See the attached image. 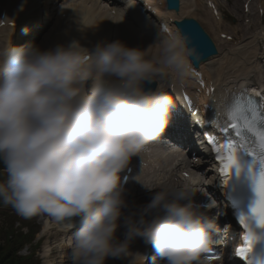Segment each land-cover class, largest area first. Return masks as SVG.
<instances>
[{
    "label": "clouds",
    "instance_id": "clouds-1",
    "mask_svg": "<svg viewBox=\"0 0 264 264\" xmlns=\"http://www.w3.org/2000/svg\"><path fill=\"white\" fill-rule=\"evenodd\" d=\"M192 39L160 28L147 48L120 39L92 51L76 39L47 49L0 46V203L24 217L45 214L66 230V219L79 216L74 264H105L110 256L142 264L130 249L137 238L165 264H201L216 244L215 219L192 203L201 192L195 185L137 180L152 195L133 205L121 178L168 126L174 100L163 83L194 71L202 52Z\"/></svg>",
    "mask_w": 264,
    "mask_h": 264
},
{
    "label": "snow or ice",
    "instance_id": "snow-or-ice-1",
    "mask_svg": "<svg viewBox=\"0 0 264 264\" xmlns=\"http://www.w3.org/2000/svg\"><path fill=\"white\" fill-rule=\"evenodd\" d=\"M207 107V106H206ZM234 138L217 145L209 137L219 161L224 185L241 186L244 208L238 214L244 230L236 256L246 264H264V94H234L226 105ZM186 175V174H185Z\"/></svg>",
    "mask_w": 264,
    "mask_h": 264
},
{
    "label": "bare ground",
    "instance_id": "bare-ground-1",
    "mask_svg": "<svg viewBox=\"0 0 264 264\" xmlns=\"http://www.w3.org/2000/svg\"><path fill=\"white\" fill-rule=\"evenodd\" d=\"M131 1L132 2H135V0H131ZM80 2H81L80 4L84 5L83 6L84 8H86V9H88V10H90L92 12V14L90 16L91 18L92 17H95L96 18V17L100 16L101 21L103 19L109 20L108 21L109 22L108 24H110L112 26V28H114V32H115L116 26H118L117 32L114 33V36H113L114 37V40L120 39L123 42H125L128 46H131V47H137L138 46V47H141V48H147L149 45H151L152 43L155 42V38L156 37L153 38V39H151V38H149L147 36V33L151 29H155L156 32H157V26H155L149 19H147V17L145 16V14H141L140 13V16L141 17H138L134 21V20H131V19L124 18L126 16L124 13H120L118 15L111 16V15H109V13H108L107 10L99 8L98 5H95L92 8V7H87L86 4L83 3V1H80ZM149 3H153L155 5V7H156L155 13L153 15H151V19H153L154 21L155 20L157 21L159 19L160 21H162L165 24V27L167 29H169L171 31H174V32L177 31L176 27L174 26V24H172V22L175 21V19H176V21H178L180 18H182L184 16V14H186V13H183L182 11L187 7L188 2H186L184 0H181V6L179 7L178 11H171L169 9L167 10L164 7V0H149V1H147V4H149ZM0 4H1V6H0V18L4 17L6 15V16H8V17L5 18V21H6L5 24L6 25H8V23L9 24L10 23H15L13 27L5 26L4 27L5 28V31H2L4 29H0V31L4 32V34H5V38H4V40H3L2 44H1V46H2V45H6L9 39L13 40V39L18 38L17 40H21V35H20V32L17 30V28L20 27V25L24 21V15L28 11H30L32 9V5H30V2L28 0H0ZM28 4H29V6H28ZM201 5L202 4H200L199 8L201 7ZM263 5H264V3H263ZM75 6L77 7V5H75ZM75 6L73 8H74L75 13H77L78 10L75 9L76 8ZM189 6H191V5H189ZM86 9H85V12H87ZM81 10H83V9H81ZM205 11H206L208 17L206 16V13L203 12L202 15H203L204 20L206 21V23L209 25V27L211 29H212V26H213L214 31L219 34L220 33V31H218V28L219 27H218L217 23L214 22V20L211 18V14H210L211 12L209 13V11L207 9H205ZM44 12H45V17H48L49 16V10L47 8H44ZM251 12L254 14L253 8H251ZM65 13H66V10H62L61 14H65ZM87 13H89V12H87ZM101 16L104 17V18H101ZM215 17H218V18L221 17L219 11H218L217 14L213 15V18H215ZM87 18L83 22L84 23V26L86 24V28L88 27L87 30L83 31L84 29L82 27H80L82 29V32H83V37H80L79 34H81V32L79 30H77V31H79V34H77L78 35L77 36L75 34L77 32H74V30L71 29L69 31L68 36L63 40L62 43H68L71 40H73L74 38H77L76 40H78L81 43V45H84V47H86L90 51L94 50L95 46L98 44V42H97L98 39H100V40L102 39L103 40L102 43H106V42L108 43L109 42V40H108V36H109L108 28L104 26L105 31L103 30V32H101L99 30V28L102 25H104V23L105 24L107 23V22H105L107 20H105V21L103 20V24L102 23L99 24V25L97 24L96 27H94V28H97V26L99 27L98 30L101 32V34H99V33H97L98 30H96V32L94 30L91 31L92 24H94V23L96 24L97 21H94L91 24V26H89V25L87 26V23L89 21L91 23V20L89 19V16L88 15H87ZM75 21H76V23L80 22V20H76V19H75ZM83 23H82L81 26H83ZM40 26H43V25L42 24H39L33 30H37V28L39 29ZM107 26H109V25H107ZM89 27L91 29H89ZM211 29H210V31L213 32V29L212 30ZM94 32L97 33L98 35H96ZM90 33L95 34V36H93V35L90 36L89 35ZM215 35H216V39H217V34H215ZM122 38H125V39H122ZM111 40H112V36H111ZM220 41H222V40H220ZM250 43H251V46H249V44L242 45L241 48H238V51H234L232 53L233 56H231V57L239 56L240 57V61H241L247 54H252V53H250L249 49L250 48H252V49L255 48V45H254V42L253 41L250 42ZM55 45H57V44L48 45L46 47V49L47 48H50V47H54ZM21 46H28V44L24 42V43L21 44ZM154 50L155 49L153 48L150 51H154ZM229 52H230V50H229ZM224 60H225V57L222 56V55H220L218 53V55H216L214 57H211L207 62L200 63L199 64L200 66L197 69V71H200L203 75H205L207 77H209L208 75H212L211 78L214 79V81L217 78V80H218V87H217L216 93L218 95H221L222 94V91L225 90L228 87V84L229 83H235L233 80L236 77L240 76L241 74H243V76L241 77V82L243 81L242 79H246V76L245 75L248 74V72H249L248 70H251L253 68L251 66V62L248 61V59H247V61H248L247 62V65L248 66H245L243 64L244 66L241 67L242 68L241 69L242 71L239 72L238 74L235 71L236 72L235 73L236 75L233 76V79L230 78L227 81L228 76H225L226 75L225 74V69H226V66L227 65H228L227 67H230V64H229V61L226 60V62H225ZM235 63H237V59H235ZM204 66H212L211 67V71H208ZM213 75H214V77H213ZM223 76H225V78ZM219 77H220V80H219ZM173 78L174 77L171 78L170 76H169V78H166L165 81H164V83H163V88L165 86H168L172 81H174V79L176 80V82L177 81H180V83L182 84L181 90H180V87L179 86H176L175 85V94L173 96L170 93V95L172 96V98L174 100V105L175 106H178V111L177 112H179L184 118H187L186 108L183 106V104L181 102V94L183 92H185V91H187V92L190 93V90L191 89L184 90V86L186 87V82H190L189 81V78H191V77L188 76V77L184 78L183 80H177L176 78H174V79ZM189 85L190 84H188V86ZM216 86H217V84H216ZM156 87H157V85H156ZM171 115L172 116H175L174 114H171ZM154 151L156 152V151H158V149H155ZM167 154H169V153H167ZM55 224H57L58 227H61L62 226V224L58 223L57 221H55ZM46 227H48V226H46ZM46 227L44 228L45 230H46ZM140 242H141V239H135L132 243H135V245L137 246ZM67 244H68V240L66 239L65 242H64V244H63V247H66ZM126 259H129V258L126 257ZM122 260H125V257H122ZM120 264H130V261H125V262H122Z\"/></svg>",
    "mask_w": 264,
    "mask_h": 264
},
{
    "label": "rangeland",
    "instance_id": "rangeland-1",
    "mask_svg": "<svg viewBox=\"0 0 264 264\" xmlns=\"http://www.w3.org/2000/svg\"><path fill=\"white\" fill-rule=\"evenodd\" d=\"M215 1V3L216 4H219L220 5V8H219V10L220 11H222V19H225L226 21H224L223 22V28H222V31H227V33H229L230 35H232V34H234L235 35V33H236V35H238V36H236L235 37V40H239V41H241V42H247V41H249L250 39H251V36L253 35V33L255 32V30H256V28H258V25L260 24V22H261V19H260V15H255V14H253L252 16H253V18L255 19V21L257 22L256 24H257V27L256 28H247V25L245 24H243V21H244V18H245V14L243 13V10H242V4H243V2L245 1V0H214ZM186 2H188V0L186 1ZM249 4H251V3H254V8L258 5V3L259 4H261L262 5V10H263V12H264V5H263V3H264V0H249ZM32 3H33V1H32ZM81 3V2H80ZM71 4V6L72 7H74L75 5H77V7L75 8L76 10H78V12L76 13V14H80L81 16L80 17H78L77 15H75L69 22L71 23V24H73V25H75L74 27H72L71 29H73L74 30V32H77V33H75L76 35L77 34H79V31L81 32V34H79L80 35V37H83V32H82V29L80 28V27H82L84 30L83 31H85V30H87V28H86V24H85V26H84V21H85V19L87 18V15L89 16V19L91 20V23H90V21L87 23V26L89 25V26H91V24L94 22V21H97L96 22V24L94 25V24H92V29L89 27V29H91V31H95L96 32V30H98V26H97V28H94V27H96V25L98 24H103V20L105 21V20H107V19H103L102 21H101V19H100V16H98V17H90L91 16V14H92V12L90 11V10H88V9H86V8H84L83 6L84 5H82V4ZM197 4H198V6L196 7V9H193L194 7H192V9H191V11H189V16H192L194 19H196L198 22H200L202 25H203V28L206 30V32L209 34V36L211 37V38H213V40L215 41L214 43L216 44V43H218L219 44V47H220V50L223 52V50L224 49H226V48H228V47H225V44H223V43H221V42H219V40L218 39H216V35H215V32H212V31H210V27H209V25L206 23V21L204 20V18H203V15H202V13L203 12H205L206 13V11H205V9H204V0H203V2L202 3H200V2H197ZM200 4H202L201 5V9L199 8V6H200ZM189 7H191V6H189V4L187 5V7L182 11L183 13H186L187 11H188V9H189ZM81 9H83V10H81ZM85 9L87 10V12H89V13H87V12H85ZM261 10V9H260ZM203 11V12H202ZM253 12H254V9H253ZM257 12V11H256ZM182 13V14H183ZM86 15V16H85ZM93 16V15H92ZM206 16L208 17V15H207V13H206ZM257 16V17H256ZM101 18H104V17H102L101 16ZM249 18L251 19V15H249ZM262 18H264V17H262ZM75 19L76 20H80V22H78V23H76V21H75ZM88 19V18H87ZM97 19V20H96ZM100 19V20H99ZM109 20H107V21H105V22H107L106 24L104 23V25H102L100 28H99V30L101 31V32H103V30L105 31V28H104V26L105 27H107L108 28V33H109V36H108V40H109V42H111V41H113L114 40V33H116L117 32V29H118V26H116V29H115V32H114V28H112V26L110 25V24H108L109 22H108ZM263 22H264V20H263ZM82 23H83V26H81L82 25ZM116 24V23H115ZM129 24V23H128ZM244 25L245 26V31H244V29L242 28V25ZM107 25H109V26H107ZM130 25V24H129ZM212 25V24H211ZM131 26V25H130ZM262 26L264 27V23L262 24ZM226 27V28H225ZM94 28V29H93ZM210 28V29H209ZM212 29H213V26H212ZM211 29V30H212ZM77 30H79V31H77ZM97 31V33H99V34H101V32L100 31ZM234 31H235V33H234ZM94 32V33H95ZM97 33H95L96 35H98ZM95 34H93V33H90L89 35L91 36V35H93V36H95ZM73 35V34H72ZM88 35V36H89ZM78 36V35H77ZM89 36V37H90ZM111 36H112V40H111ZM74 37V36H73ZM74 39H77V38H74ZM3 40H4V32L3 33H1L0 34V45L2 44V42H3ZM97 40V39H96ZM97 42L98 43H102L103 42V40L101 39H98L97 40ZM250 42H252V41H249L247 44H249V46H251V43ZM107 43V42H106ZM97 44V43H96ZM230 44V43H229ZM247 44H244V45H247ZM82 46H84V45H82ZM257 49H258V47H257ZM253 50V51H252ZM251 51H250V53H252V54H247L241 61H240V57L239 56H235V57H228L227 58V61H229V64H230V67H227L226 66V69H225V76H228V79H227V81L230 79V78H232L233 79V76L234 75H236L235 73H234V75L233 76H231L230 75V72H231V70L232 69H234L236 66H239V70H237V74L239 73V72H241L242 70V68L241 67H243L244 65L245 66H248L247 65V62L248 61H250L249 59H250V56H254L255 54V48H253ZM245 51V50H244ZM244 53V52H243ZM242 53V54H243ZM249 53V52H248ZM248 56V57H247ZM232 60H231V59ZM235 59H237V63H235ZM247 59H248V61H247ZM255 62V61H254ZM263 63H264V58H263ZM244 64V65H243ZM218 66V65H217ZM234 66V67H233ZM208 71H211V67L212 66H204ZM215 71V70H214ZM236 71V70H235ZM214 73V72H213ZM209 77H212V75H208ZM225 76H223L224 78H225ZM171 78H172V76H170ZM213 77H214V75H213ZM219 80H220V77H219ZM259 80L261 81L262 80V76L260 75L259 76ZM176 81V80H175ZM215 82H216V84H217V87H218V80H217V78L215 79ZM187 85H188V82H187ZM176 86H179L180 87V90H181V87H182V84L180 83V81H177V83H176ZM193 86V85H192ZM185 90V89H184ZM2 174V173H1ZM4 179H6V177H4V176H2V175H0V180H4ZM20 219L21 217H19V214H17V212L11 207V206H5L3 203H1L0 204V245H2L3 246V248H2V250H1V254H0V257L3 259V260H6V262H8L9 261V257H6L7 255H6V250H7V248H10V252L12 251V250H14V248L17 246V245H12V242L15 240V239H12L11 241H6V240H4L3 238H4V232L6 231V230H11V226H12V228L14 229V228H16V226H17V220L16 219ZM18 219V220H19ZM25 225H27V226H29L30 228L31 227H33V226H37L38 227V229H39V227H40V225H39V223H36L35 221H33V222H26L25 223ZM28 228V227H27ZM29 229V228H28ZM35 230V231H38L37 230V228H31V230ZM30 230V229H29ZM45 237H46V235H45ZM35 238H36V236L33 238V239H31V240H33V242H36V240H35ZM57 239H58V234L57 233H55V237H54V239H52V240H54V242L55 241H57ZM28 253V250L26 249V250H23V251H20V252H17V253H15L16 255H18V257H20L19 259H17L16 261H15V264H35V262H33V260L30 258L29 259V263H28V261H26L22 256H24L25 254H27ZM23 254V255H22ZM35 259L37 260V258L35 257ZM39 261V260H38ZM42 264H45V263H42ZM48 264H53V263H48ZM54 264H58L57 262H55L54 261Z\"/></svg>",
    "mask_w": 264,
    "mask_h": 264
},
{
    "label": "water",
    "instance_id": "water-1",
    "mask_svg": "<svg viewBox=\"0 0 264 264\" xmlns=\"http://www.w3.org/2000/svg\"><path fill=\"white\" fill-rule=\"evenodd\" d=\"M167 5L170 9H176L177 6V0H166ZM188 23L190 26H195V24L191 21L183 20L178 24V27L180 31L186 32L192 36V42L195 43L199 50L202 52V56L198 61H194V64H198L200 61H203L207 59L211 54L215 53V48L213 44L209 41L206 34L202 32V30L199 28L195 33L191 32L187 25Z\"/></svg>",
    "mask_w": 264,
    "mask_h": 264
},
{
    "label": "trees",
    "instance_id": "trees-1",
    "mask_svg": "<svg viewBox=\"0 0 264 264\" xmlns=\"http://www.w3.org/2000/svg\"><path fill=\"white\" fill-rule=\"evenodd\" d=\"M16 243H20V239H17L16 242H15V244ZM1 249H2V247H0V254H1ZM9 251H10V248H7L6 254L11 259H9V261L6 262V260H3L2 258H0V264H15V261H16V260H14V257L15 256L13 254L10 255V252Z\"/></svg>",
    "mask_w": 264,
    "mask_h": 264
}]
</instances>
